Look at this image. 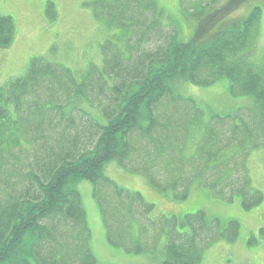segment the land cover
Listing matches in <instances>:
<instances>
[{
	"label": "trees",
	"instance_id": "16d2710c",
	"mask_svg": "<svg viewBox=\"0 0 264 264\" xmlns=\"http://www.w3.org/2000/svg\"><path fill=\"white\" fill-rule=\"evenodd\" d=\"M157 5L94 1L95 19L106 16L110 30L118 23L127 36L121 48L106 43L101 67L91 64L74 73L32 58L24 77L0 87V264H96L81 198L72 186L79 180L94 184L112 245L142 253L135 227L141 238L157 228L169 236L162 264H200L197 241L212 226L202 218L186 236L175 231L176 217L154 221L153 204L104 176L113 160L175 200L185 199L199 182L222 201L243 202L254 194L261 201L251 187L247 158L254 148H264V71L243 60L254 52L260 11L208 39L205 31L214 24H204L196 37L183 41L175 22L168 25L174 32L161 24ZM54 10L48 2L45 17H55ZM154 31L163 39L153 49L130 53L133 35L142 46ZM14 32L13 19L0 16L1 49L13 45ZM221 80L231 84L234 96L253 101L252 119L238 113L205 122L192 99L173 97L170 88L176 82L211 86ZM88 106H98L107 124L93 119Z\"/></svg>",
	"mask_w": 264,
	"mask_h": 264
},
{
	"label": "rangeland",
	"instance_id": "374dc122",
	"mask_svg": "<svg viewBox=\"0 0 264 264\" xmlns=\"http://www.w3.org/2000/svg\"><path fill=\"white\" fill-rule=\"evenodd\" d=\"M94 1L96 0H0V16L11 17L15 25L13 45L0 49V87L24 77L32 58H45L74 73L85 71L91 64L101 67L106 43L110 42L121 48L127 36L118 23L110 30V19L106 16L94 18L93 8L88 5ZM156 1L158 18L162 24L171 32L176 31V27L183 41L196 37V31L204 24H214L205 31L204 35L208 39L221 30L241 24L258 9L260 21L254 29V52L243 60L260 72L264 71V0ZM48 2L54 4L57 12L53 18L45 17ZM170 24L174 27H169ZM162 34L154 31L147 35L144 40L149 41L140 42L142 46L135 41L139 40L137 35H133L130 53L153 49L156 42L163 39ZM119 38L123 40L122 43L118 42ZM170 88L173 97L194 100L197 107L203 110L205 122L215 117H234L238 113L242 118L254 117L250 113L253 105L249 98L234 96L227 80L211 86L176 82ZM88 108L93 119L107 124L97 106ZM77 115L80 118L81 113L78 112ZM193 135L200 136L198 129ZM247 166L252 180L251 187L253 191L263 195L262 202L259 201V195L255 197V194L253 197L249 195L243 202L238 197L232 201H222L211 189L198 182L191 186L185 199L173 200L171 196H167L172 195L171 192L160 193L146 176L123 169L115 160L106 164L103 174L119 188L130 193L137 192L148 203L153 204V220L162 216L176 217L180 223L177 225L178 233L190 235L193 226H197L202 218L207 224L213 221L210 230L200 233L201 241H197L201 254L200 264H264V151L251 153ZM72 186L81 197L90 231V248L96 264H159V261L161 264L164 261L157 243L150 245L142 253L112 245L108 240L100 205L94 196V184L79 180L73 182ZM186 215L189 218H184ZM230 222L232 224L228 226ZM213 232L215 235L223 232L226 237L209 240ZM234 235L237 236L233 240L227 238ZM166 239L167 235L164 234L159 242L166 244ZM147 241L152 244L153 236ZM32 264L38 263L34 261Z\"/></svg>",
	"mask_w": 264,
	"mask_h": 264
}]
</instances>
